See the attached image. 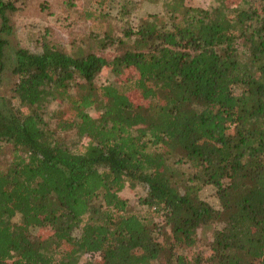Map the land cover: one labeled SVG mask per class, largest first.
<instances>
[{
	"label": "trees",
	"instance_id": "16d2710c",
	"mask_svg": "<svg viewBox=\"0 0 264 264\" xmlns=\"http://www.w3.org/2000/svg\"><path fill=\"white\" fill-rule=\"evenodd\" d=\"M113 1L81 10L90 45L69 54L43 36L38 52L13 51L0 264H264L263 0H162L135 26L133 3L112 14ZM16 2L0 0V80ZM103 68L133 77L95 84ZM126 184L151 214L130 210Z\"/></svg>",
	"mask_w": 264,
	"mask_h": 264
},
{
	"label": "rangeland",
	"instance_id": "374dc122",
	"mask_svg": "<svg viewBox=\"0 0 264 264\" xmlns=\"http://www.w3.org/2000/svg\"><path fill=\"white\" fill-rule=\"evenodd\" d=\"M133 5L129 12L128 22L132 26L148 14L161 11L162 0H130ZM228 2L230 0H227ZM68 2V3H67ZM110 3L111 13L114 14L116 5ZM213 0H184L188 6L206 7ZM264 7V0L258 4ZM16 10L12 16L13 33L10 34L8 46L6 49L7 67L1 73L0 97L8 98L10 96V87L15 81V76L10 72L13 51L17 47H24L32 52L40 50V40L43 36L58 45L66 53L71 54L76 48L85 47L90 44L89 35L92 31L97 32L94 23L80 18V12L83 8L94 6V0H17ZM128 9V7L126 6ZM105 27V23H102ZM106 58L111 56L110 52L104 53ZM133 77L132 70L123 71L118 77L113 78L106 68L100 70L95 77V84H105L112 81H122L125 78ZM88 112L95 116V110L89 108ZM68 142H74V137L64 135ZM145 194L142 185H129L119 192V195L126 199L132 212L149 215L150 210L142 205L139 200ZM199 196L211 206L217 208L218 201L215 196V189L211 185H205L199 191ZM155 222H158L157 215H152ZM214 225L202 228L197 231V244L192 249L196 252H205L207 242L210 240L211 231Z\"/></svg>",
	"mask_w": 264,
	"mask_h": 264
}]
</instances>
